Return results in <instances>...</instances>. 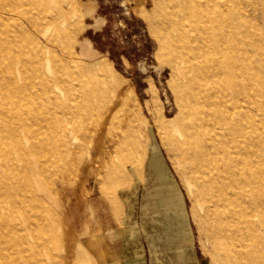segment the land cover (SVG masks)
<instances>
[{
  "label": "bare ground",
  "instance_id": "obj_1",
  "mask_svg": "<svg viewBox=\"0 0 264 264\" xmlns=\"http://www.w3.org/2000/svg\"><path fill=\"white\" fill-rule=\"evenodd\" d=\"M157 1L174 98L152 86L144 103L112 80L108 55L92 65L65 56L95 55L77 49L79 0H0V264L100 263L87 243L52 252L47 185L94 158L119 185L128 163L143 178L148 166L160 173L157 154L147 161L148 122L199 201L214 263L264 264V29L254 3Z\"/></svg>",
  "mask_w": 264,
  "mask_h": 264
},
{
  "label": "rangeland",
  "instance_id": "obj_2",
  "mask_svg": "<svg viewBox=\"0 0 264 264\" xmlns=\"http://www.w3.org/2000/svg\"><path fill=\"white\" fill-rule=\"evenodd\" d=\"M252 1L257 25L264 29V0ZM144 2L146 7L141 13L147 18V25L142 18L125 20L128 25L123 45L132 62L128 67L124 63L115 64L109 57L116 69V75L111 78L132 84L144 103L150 97L152 86L162 99H173L172 67L155 29L162 4L157 0ZM84 4L85 0H79L78 14L72 20L77 26L76 35L83 26ZM131 14L134 16L133 11ZM65 56L72 63L92 65L100 61L98 56L82 59L76 50ZM120 93L130 97L134 94L122 90ZM143 115L147 117L150 112L145 109ZM143 134L151 144L147 161L157 154L161 160L160 173L148 166L143 178L136 166L128 163L123 169L124 177L120 178L123 183L119 185V181L115 183L105 177L108 164L95 158L84 165L73 163L62 172H53L52 184L47 185L45 192L48 206L45 213L58 238L52 250L56 255L60 245L68 240L92 245L102 258L97 264H215L206 230L199 225L201 210L197 197L188 191L151 122ZM68 195L91 199L93 205L87 211L91 232L78 231L67 224L64 212ZM103 197L112 208L104 207ZM98 235L103 238L102 242Z\"/></svg>",
  "mask_w": 264,
  "mask_h": 264
},
{
  "label": "crops",
  "instance_id": "obj_3",
  "mask_svg": "<svg viewBox=\"0 0 264 264\" xmlns=\"http://www.w3.org/2000/svg\"><path fill=\"white\" fill-rule=\"evenodd\" d=\"M145 7L144 0H85L83 29L79 34L77 49L81 51L84 47L88 51H93L94 56L108 55L115 64L124 63L129 67L132 61L129 58V52L123 45L125 26L128 25V20L140 21L141 18L147 25V18L141 13ZM131 11L134 12V16ZM125 20L127 21L125 22ZM68 196L64 212L67 224L75 230L91 232L87 212L88 207L93 205L91 199L78 195ZM103 200L105 208L113 207L109 205L105 197ZM98 236L99 242H102L103 238Z\"/></svg>",
  "mask_w": 264,
  "mask_h": 264
}]
</instances>
